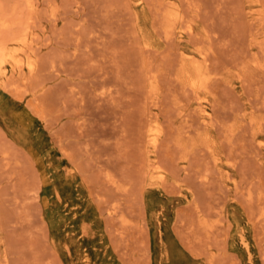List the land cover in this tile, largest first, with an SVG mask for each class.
<instances>
[{
  "label": "rangeland",
  "instance_id": "obj_1",
  "mask_svg": "<svg viewBox=\"0 0 264 264\" xmlns=\"http://www.w3.org/2000/svg\"><path fill=\"white\" fill-rule=\"evenodd\" d=\"M0 60V264H264V0H0Z\"/></svg>",
  "mask_w": 264,
  "mask_h": 264
},
{
  "label": "bare ground",
  "instance_id": "obj_2",
  "mask_svg": "<svg viewBox=\"0 0 264 264\" xmlns=\"http://www.w3.org/2000/svg\"><path fill=\"white\" fill-rule=\"evenodd\" d=\"M18 44V43H17ZM15 54V53H14ZM18 55V54H17ZM2 57V56H1ZM3 57H4V59H5V61H7V62H15L16 63V61H14V57H13V53L11 52V51H5L4 53H3ZM14 58V59H13ZM188 59V58H187ZM1 61V60H0ZM188 62V61H187ZM5 63V62H4ZM189 63V62H188ZM17 64V63H16ZM1 65V64H0ZM188 65V64H187ZM17 66V65H16ZM189 66V65H188ZM190 67H191V65H190ZM188 69V68H187ZM187 69H185V70H187ZM192 70H194L193 68H192ZM192 70H190L191 72H192ZM32 71V70H31ZM191 72H190V74H191ZM194 74H195V72H194ZM193 75V74H192ZM185 76H186V74H185ZM184 76V77H185ZM195 76V75H194ZM194 76H192V77H194ZM197 76V75H196ZM188 78V77H187ZM189 79V78H188ZM194 79H195V77H194ZM189 81V80H188ZM191 82V81H190ZM190 85H192L193 86V88L195 87V88H197V86H198V83L195 81V80H192V82H191V84ZM201 109H202V107H201ZM204 112V114H206V111L204 110L203 111ZM202 114V113H201ZM204 117H206V115H204ZM206 124V123H205ZM151 142V146L152 147H157V138L156 137H153L152 138V140L150 141ZM156 149V148H155ZM151 154V153H150ZM154 165V164H153ZM157 168V167H156ZM154 171V170H153ZM152 171V172H153ZM153 175V174H152ZM152 184V183H151Z\"/></svg>",
  "mask_w": 264,
  "mask_h": 264
}]
</instances>
